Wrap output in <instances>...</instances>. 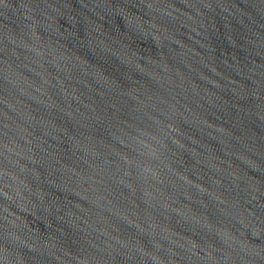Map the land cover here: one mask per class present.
Wrapping results in <instances>:
<instances>
[{
	"label": "water",
	"instance_id": "95a60500",
	"mask_svg": "<svg viewBox=\"0 0 264 264\" xmlns=\"http://www.w3.org/2000/svg\"><path fill=\"white\" fill-rule=\"evenodd\" d=\"M0 264H264V0H0Z\"/></svg>",
	"mask_w": 264,
	"mask_h": 264
}]
</instances>
